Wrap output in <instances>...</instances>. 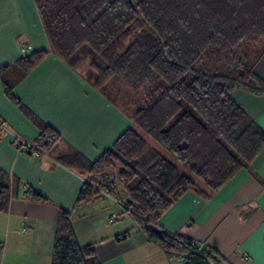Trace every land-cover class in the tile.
Masks as SVG:
<instances>
[{"label":"trees","instance_id":"16d2710c","mask_svg":"<svg viewBox=\"0 0 264 264\" xmlns=\"http://www.w3.org/2000/svg\"><path fill=\"white\" fill-rule=\"evenodd\" d=\"M34 3L51 53L108 101L115 83L140 99L130 113L132 125L98 159L88 161L72 149L55 154L57 133L12 93L47 54L32 52L12 65V77L2 76L6 98L38 126L31 149L83 179L76 206L100 194L119 200L116 186L121 187L126 197L122 214L130 215L172 264H227L214 251L155 225L185 193L210 199L247 169L264 145V131L232 98L235 90L264 96V80L254 71L264 55V0ZM212 57L228 59L229 69L211 74L199 69ZM146 137L186 164L196 180ZM17 198L50 203L0 170V212ZM94 247L79 244L70 211L58 208L49 264H100Z\"/></svg>","mask_w":264,"mask_h":264},{"label":"crops","instance_id":"0c3cea01","mask_svg":"<svg viewBox=\"0 0 264 264\" xmlns=\"http://www.w3.org/2000/svg\"><path fill=\"white\" fill-rule=\"evenodd\" d=\"M40 50H47L46 56L12 93L57 133L55 154L72 149L94 161L131 126L122 111L51 53L34 0H0V170L50 201L17 198L0 212V264H49L58 208L70 211L80 245L95 244L100 264H172L115 199L100 194L76 206L83 183L78 174L53 157L17 148V140L31 143L39 130L6 98L2 76L12 77L16 61ZM254 71L264 80V55ZM232 98L264 131V96L235 90ZM111 214L116 220L108 221ZM155 226L214 251L227 264H264V145L248 168L210 199L185 193Z\"/></svg>","mask_w":264,"mask_h":264},{"label":"rangeland","instance_id":"374dc122","mask_svg":"<svg viewBox=\"0 0 264 264\" xmlns=\"http://www.w3.org/2000/svg\"><path fill=\"white\" fill-rule=\"evenodd\" d=\"M228 63H229L228 59L212 57L209 61H207V62L205 61L203 65H200L199 69H201L205 73H210V74L211 73H224L227 71V69H229ZM108 91L110 92V94L107 95L106 97L110 101H112L113 103L108 101L106 98H104V96H102V97L107 102H109L113 106H115V108H117L119 111H122V114L127 119H129V121L131 123V120H130L131 114L130 113H133L136 110L137 102L139 101L140 96H138V94H136V93L130 91L129 89H126L125 87H123L119 84H116V83L109 86ZM131 125H132V123H131ZM146 140L156 150H158L162 155H164L169 161H171L174 165H176L181 173H186V175H189L191 178L196 180L195 177L191 173H189V171L187 170L186 164H182V163L176 161V159L174 158L172 153L163 150L161 147H159L157 144H155L151 139L146 137ZM110 176L113 177V174H111ZM123 195H124V193H123ZM117 196H118V194H117ZM112 198L116 200V202L118 203L119 206H120V204H123V202H124V201H122L123 199L119 198V200H117V198H114V197H112ZM125 201H126V197H125ZM116 218H117V215H116Z\"/></svg>","mask_w":264,"mask_h":264},{"label":"built area","instance_id":"2783aa9c","mask_svg":"<svg viewBox=\"0 0 264 264\" xmlns=\"http://www.w3.org/2000/svg\"><path fill=\"white\" fill-rule=\"evenodd\" d=\"M22 52H24V50H22ZM17 141H18V143H15V144H16V146L19 147V150H21L23 153H25V154H29L30 153L31 155L38 156V154L31 149V146H30V144L28 142H25L23 140H17ZM24 189H26V188H24ZM105 195H107V194H105ZM120 207L125 208L124 202H123V204H120ZM115 219H116V215L115 214H111L109 216V218H108L109 221H113ZM181 260L182 259H178V262H180Z\"/></svg>","mask_w":264,"mask_h":264}]
</instances>
